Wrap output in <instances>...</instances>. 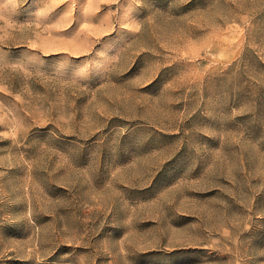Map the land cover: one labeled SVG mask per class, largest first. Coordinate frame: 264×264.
<instances>
[{
  "label": "rangeland",
  "instance_id": "rangeland-1",
  "mask_svg": "<svg viewBox=\"0 0 264 264\" xmlns=\"http://www.w3.org/2000/svg\"><path fill=\"white\" fill-rule=\"evenodd\" d=\"M0 264H264V0H0Z\"/></svg>",
  "mask_w": 264,
  "mask_h": 264
}]
</instances>
